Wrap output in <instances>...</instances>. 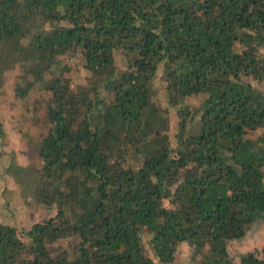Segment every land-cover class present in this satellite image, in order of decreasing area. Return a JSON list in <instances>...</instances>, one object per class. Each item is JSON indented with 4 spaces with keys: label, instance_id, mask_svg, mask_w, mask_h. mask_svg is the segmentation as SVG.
Returning a JSON list of instances; mask_svg holds the SVG:
<instances>
[{
    "label": "trees",
    "instance_id": "obj_1",
    "mask_svg": "<svg viewBox=\"0 0 264 264\" xmlns=\"http://www.w3.org/2000/svg\"><path fill=\"white\" fill-rule=\"evenodd\" d=\"M9 64L22 113L46 103L17 122L40 126L39 161L8 172L55 212L0 223V264H170L183 242L200 264H264L227 250L264 220V92L247 81L264 83V0H0V96Z\"/></svg>",
    "mask_w": 264,
    "mask_h": 264
},
{
    "label": "rangeland",
    "instance_id": "obj_2",
    "mask_svg": "<svg viewBox=\"0 0 264 264\" xmlns=\"http://www.w3.org/2000/svg\"><path fill=\"white\" fill-rule=\"evenodd\" d=\"M66 61L70 62L73 68L75 66L80 68L78 58L75 57ZM119 62H121L120 57ZM8 66L2 74L3 86L1 88L3 94L0 96V129H3L2 133L0 131V223H9L23 230L34 222L53 215L55 212L54 209L48 210L45 206L36 204L29 195H23L22 185L16 182L17 180L15 181L13 178L14 175L12 176L8 172L9 168L13 169L12 166H23L28 160L32 162V166L39 161L37 155L33 153V145L37 141L36 136L37 132L40 131V126H36V129L35 127L31 128L32 131H37H34L32 139H25L22 137V130L17 125V122L21 124L22 121H25L30 124L38 118L36 122L40 124L43 117L41 113L45 110L46 100L45 95L34 92L31 94L28 107L31 110L38 109V112L33 113L35 119L31 120L25 113H22L25 102L16 103L12 97L14 83L18 78L17 76L22 73V70L17 65L10 67L9 64ZM74 79L77 81L78 75H75ZM247 81L264 92V83H259L252 79H247ZM159 85H161L160 80ZM159 97V105L167 107L162 94L159 93ZM197 103L198 100L191 97L185 98L183 101V104H188L191 107H195ZM28 112H30V109ZM171 112L172 110H169V113ZM170 121L168 133L171 144L174 146L173 134L177 128L178 118L171 113ZM146 240L147 238L145 237L144 241ZM227 250L230 258L235 262L239 261L241 255L250 251H257L261 256L264 251V220H257L252 223L242 238L228 241ZM150 256L154 258L157 264H162L158 262L151 251ZM200 261V255L197 254L194 246L183 242L179 244L174 261L170 264H200Z\"/></svg>",
    "mask_w": 264,
    "mask_h": 264
}]
</instances>
